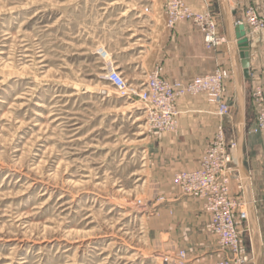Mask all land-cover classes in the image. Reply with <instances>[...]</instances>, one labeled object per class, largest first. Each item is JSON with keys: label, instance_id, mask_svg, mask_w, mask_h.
Wrapping results in <instances>:
<instances>
[{"label": "rangeland", "instance_id": "374dc122", "mask_svg": "<svg viewBox=\"0 0 264 264\" xmlns=\"http://www.w3.org/2000/svg\"><path fill=\"white\" fill-rule=\"evenodd\" d=\"M152 2L0 0V264H168L143 216L154 195L142 184L143 110L117 94L98 55L103 48L129 82L142 79L126 62ZM234 73L224 77L221 123L237 145ZM240 85L248 183L243 190L232 162L230 193L252 206L255 231L249 219L237 226L244 252L264 264V142L249 130Z\"/></svg>", "mask_w": 264, "mask_h": 264}, {"label": "crops", "instance_id": "0c3cea01", "mask_svg": "<svg viewBox=\"0 0 264 264\" xmlns=\"http://www.w3.org/2000/svg\"><path fill=\"white\" fill-rule=\"evenodd\" d=\"M188 2L195 10L209 8L213 11L218 32L226 37L227 42L214 49H206L201 31L190 22L181 21L173 28H168L163 0H153L144 15L145 18L138 26L141 29L130 33H136L137 38L136 42H133L134 53L129 55L131 57H128L126 65L128 69L138 70L142 74V79L132 83L143 84L147 74L155 67L160 68L161 77L189 81L197 75L216 69L223 70L226 77L228 69L233 71L235 65L240 81L245 80L249 90L254 84H259L264 89V30L246 34L249 77L244 79L239 50L235 42H230L231 32L228 24L230 10L234 12L233 22L240 18L245 7L250 5L264 15V0ZM127 48L132 50L130 46ZM116 67L126 78L124 69L120 65ZM176 106L179 111L178 126L174 132L149 131L146 125L144 126L146 130L143 133V155L140 160L144 168L142 184L154 188L152 203L143 211V216H146V233L151 236L153 249L158 251L162 258L167 257L168 264H175L173 257L178 250L186 252L188 264H209L224 254L216 244L215 237L209 232V214L203 201L181 193L172 183V177L178 171L198 166L200 155L213 138L217 124L223 121L224 117L220 119L216 115V107L207 102L204 94L180 97ZM255 136L262 140L260 136ZM233 164L237 168V162L234 161ZM238 176L244 190L248 176L246 175L247 180L244 183L239 172ZM231 196L233 197L232 193ZM244 199L247 200L245 196Z\"/></svg>", "mask_w": 264, "mask_h": 264}, {"label": "built area", "instance_id": "2783aa9c", "mask_svg": "<svg viewBox=\"0 0 264 264\" xmlns=\"http://www.w3.org/2000/svg\"><path fill=\"white\" fill-rule=\"evenodd\" d=\"M163 8L168 28H173L181 21L190 22L201 31L206 49H214L227 42L226 37L218 32L214 13L209 8L195 10L188 0H163ZM234 22L243 24L246 34L264 30V15L251 5L246 6L242 16ZM98 55L105 61L104 77L114 86L117 94L142 106L149 131L174 132L178 126L179 113L176 101L184 96L204 94L207 102L216 107V115L220 119L229 112L225 78L221 69L182 81L161 77L160 68L155 67L147 74L143 84L136 85L118 71L103 48L98 49ZM249 97L252 111L249 130L264 142L263 87L252 85ZM221 122L217 124L213 138L200 155L198 166L174 173L172 183L181 193L201 199L204 203L209 214V232L224 253L209 264H252L250 256L242 249L236 221L237 218L247 222L246 204L237 202L230 193L229 165L234 162L236 143L226 142ZM262 183L264 199V173ZM173 259L175 264H188L184 250H178ZM163 261L169 260L164 257Z\"/></svg>", "mask_w": 264, "mask_h": 264}, {"label": "water", "instance_id": "95a60500", "mask_svg": "<svg viewBox=\"0 0 264 264\" xmlns=\"http://www.w3.org/2000/svg\"><path fill=\"white\" fill-rule=\"evenodd\" d=\"M234 12L230 10L229 17H228V24L231 32L230 36V42L233 44L234 42L237 45V48L239 50L238 55L240 57V65L242 68V76L244 79H247L249 77V52H248V38L246 35V30L243 24H237L232 21V16ZM234 87L237 93L238 98V104L240 109V115L238 119L239 123V132H238V141H237V147H238V154L240 157V163H237V169L239 172V175L241 177L242 182L244 183L245 180H247V176L244 172L243 166H242V145L244 140V126H245V111H244V99L241 93V85H240V79L234 73ZM248 215H249V221L252 225V228L255 231V223L252 215V207H248ZM254 254V253H253ZM258 254L253 256L252 264H258Z\"/></svg>", "mask_w": 264, "mask_h": 264}, {"label": "bare ground", "instance_id": "6f19581e", "mask_svg": "<svg viewBox=\"0 0 264 264\" xmlns=\"http://www.w3.org/2000/svg\"><path fill=\"white\" fill-rule=\"evenodd\" d=\"M230 12V11H229ZM239 131V130H238ZM239 154H238V147H237V145H236V149H235V151H234V161H235V163L237 162V163H240V160H239ZM249 205V204H248ZM251 205V204H250ZM249 221V220H248ZM256 226V225H255ZM256 228V227H255Z\"/></svg>", "mask_w": 264, "mask_h": 264}]
</instances>
